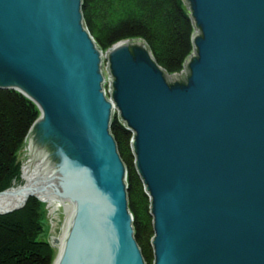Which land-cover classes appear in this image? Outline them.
<instances>
[{
	"label": "water",
	"instance_id": "obj_1",
	"mask_svg": "<svg viewBox=\"0 0 264 264\" xmlns=\"http://www.w3.org/2000/svg\"><path fill=\"white\" fill-rule=\"evenodd\" d=\"M182 1L194 23L184 70H165L143 38L119 40L104 50L108 99L81 0H0V88L38 110L14 163L33 158L21 170L39 176L0 214L46 201L51 264L147 263L115 114L152 202L154 264H264V0Z\"/></svg>",
	"mask_w": 264,
	"mask_h": 264
},
{
	"label": "trees",
	"instance_id": "obj_2",
	"mask_svg": "<svg viewBox=\"0 0 264 264\" xmlns=\"http://www.w3.org/2000/svg\"><path fill=\"white\" fill-rule=\"evenodd\" d=\"M81 1L85 27L103 52L127 37L143 38L165 70H184V62L194 49V23L182 0ZM37 116V107L27 96L15 89L0 88V181L14 165L19 166L17 171L21 173L20 159L16 164L14 161ZM110 132L127 170L134 238L146 264H154L152 202L135 168L130 143L133 133L120 122L118 114L112 117ZM18 173L7 175L0 182V192L19 182ZM43 206V201L31 196L23 207L0 214V264H51L53 249L45 238L46 220L40 213Z\"/></svg>",
	"mask_w": 264,
	"mask_h": 264
},
{
	"label": "bare ground",
	"instance_id": "obj_3",
	"mask_svg": "<svg viewBox=\"0 0 264 264\" xmlns=\"http://www.w3.org/2000/svg\"><path fill=\"white\" fill-rule=\"evenodd\" d=\"M27 162H28V168L34 167V165L36 163L33 158H30L29 161L27 159V161H25L24 164H27ZM24 167H25V165H23V168ZM33 172H34V169H29V170L23 172L24 185L23 184L15 185L14 188H12V190H9L3 194H0V196H2V195L7 196V197H0V210H5V209L9 210L12 207L18 206L20 203L23 202V200L25 199V195L29 191L37 190L38 187L35 184L38 182L39 176H33ZM33 185H35V186L32 187L30 190L16 193L22 189L29 188ZM36 193L38 195L44 197L45 199H48L47 194L42 193L40 191H36Z\"/></svg>",
	"mask_w": 264,
	"mask_h": 264
},
{
	"label": "rangeland",
	"instance_id": "obj_4",
	"mask_svg": "<svg viewBox=\"0 0 264 264\" xmlns=\"http://www.w3.org/2000/svg\"><path fill=\"white\" fill-rule=\"evenodd\" d=\"M102 61H103V66H102V70H103V73H104V75H105V79H106V82H105V84H104V90H105V96L109 99L110 98V94H109V89H108V87H109V82H108V80H107V77H106V67H107V61H106V56H105V53L103 52L102 53ZM115 115H117V114H115ZM27 159H28V156H24V157H22V158H20V161H21V164H24V162L25 161H27ZM21 169H23V165H21ZM23 170H21V174H20V180H19V182H14L13 184H12V186H10V188L8 189V188H6V189H8V191L9 190H12V188H14V186L15 185H21V184H23L24 185V180H23ZM5 190V189H4ZM7 192V191H6ZM5 193V192H4ZM0 194H3V193H0ZM24 201V200H23ZM46 202V201H45ZM44 202V203H45ZM49 232V230H48V228H46V235H45V238H46V240L48 241V239H47V233ZM49 243V242H48Z\"/></svg>",
	"mask_w": 264,
	"mask_h": 264
}]
</instances>
